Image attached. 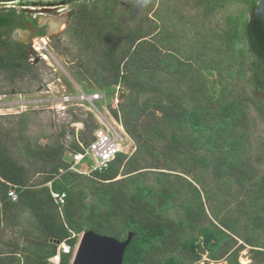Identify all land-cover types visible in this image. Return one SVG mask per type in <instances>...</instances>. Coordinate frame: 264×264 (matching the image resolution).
<instances>
[{
	"label": "rangeland",
	"instance_id": "1",
	"mask_svg": "<svg viewBox=\"0 0 264 264\" xmlns=\"http://www.w3.org/2000/svg\"><path fill=\"white\" fill-rule=\"evenodd\" d=\"M204 3L206 6L199 0H64L61 7L64 12L72 13L71 22L64 24L58 35L45 38L46 43L37 38L31 40L39 51L35 53L28 48V54L38 59V63L33 65L24 59L25 66L11 71L0 69V124L6 129L13 128L23 115L27 120L21 131L23 140L13 141V149L23 155L27 146H53L59 141L63 147L61 168H64L71 162L72 154L80 149V144L90 141L101 123L108 121L118 131L120 126L123 128L114 113L120 118V106L131 102L132 97L136 105L144 107L143 118L152 114L161 116L146 99L147 94L134 97L122 83L109 84L110 70L102 64V50L96 45V39L111 38L118 56L115 61L123 65L131 54L141 50L137 36L151 34L144 40L156 44L160 64L150 71L156 64L148 62L150 73L145 68L136 71L134 66L137 65H130L128 74L148 90L155 86L161 94L185 97L187 117L199 103L194 101L202 99L204 94L208 95L202 99L207 111H214L216 119L221 116L227 120L231 111L226 107L230 103L238 104L235 132L229 129L222 137L233 142L230 147L226 146L227 150L238 145L243 147L238 155L229 159L230 163L237 162L235 173L218 177L217 153L206 150L214 146L213 142L200 150L209 165L184 171L161 154L158 144L152 143L149 149L137 152L134 140L125 132L130 139L125 142V150L130 153L132 145L135 150L129 157L125 156L123 162L115 161V164L113 161L116 165L113 181L130 192L138 183L159 192L161 179L176 193L165 217L179 221L185 218L187 207L198 204L197 211L199 208L205 215L204 224L200 226L220 229L229 236L219 242L217 259L213 260L210 252L203 248L204 233L198 230L189 233L191 229H188L183 242L191 243L196 255L188 256L180 251L172 254L186 264H264V93L253 84L254 60L246 49L245 38L237 48L238 54L227 49V38L235 31L233 19L242 16L245 22L254 2L210 0V7ZM98 29L104 34L103 38H96ZM39 54L48 60H43ZM30 55L28 58L32 57ZM173 62L191 66L166 70ZM198 86L203 88L204 94L193 92ZM81 93L97 94L98 99L92 104L70 101V97ZM193 96L195 98H191ZM63 98L67 100H60ZM223 99H227L225 108L220 107ZM256 106L260 107V112ZM178 133L183 137H199L189 125L180 128ZM204 140L200 138L201 142ZM26 160L27 157L22 158V162ZM135 167L142 170L134 172ZM105 170L90 169L89 163L83 161L66 175L57 173L46 183L43 177H35L33 182L38 183L35 188L51 187L54 180L62 181L64 174L69 180L66 185L70 193L80 197L87 206L81 221L84 225L94 217L93 208L104 206L100 199L102 184L96 173ZM137 173L145 174L141 182L133 179ZM63 193L66 202L67 192ZM14 195L17 198L15 192ZM65 202L57 205L61 215ZM33 223V216L25 210L13 222L0 224V264H7L14 256L19 264H35L39 258L44 259L53 246L55 253L46 259L47 264H65L66 261L72 264L76 246L69 254L59 253L56 242L48 241L53 245L48 247L38 238ZM83 228L79 232L71 231L77 242L88 232L86 226Z\"/></svg>",
	"mask_w": 264,
	"mask_h": 264
},
{
	"label": "trees",
	"instance_id": "2",
	"mask_svg": "<svg viewBox=\"0 0 264 264\" xmlns=\"http://www.w3.org/2000/svg\"><path fill=\"white\" fill-rule=\"evenodd\" d=\"M199 1L204 5V2H207V7H210V0ZM254 8L255 5L245 22H243L242 16L233 19L235 31L227 38V49L229 52L238 54L237 48L245 38L246 49L254 60L252 63L253 84L258 91L264 93V24L254 17ZM97 34L96 38L104 37L99 29ZM150 35L140 36V38L137 36L136 41H139L141 50H138V54H131L123 65L115 61L118 56L115 43L111 38L96 39V45L102 50V64L110 70L109 84L122 83L134 97L141 93L147 94L146 99L151 102L154 110L162 113L159 117L151 113L152 117L143 118L142 115L146 114L144 107L136 105L137 101L132 97L131 102L120 106L121 117L119 118V114L116 113L114 116L120 119L125 132L134 140L137 152L143 148L149 149V145L152 143L158 144L161 154L168 156L171 163H176L184 171H189L199 166L207 167L209 165V160L200 155V150L208 143L213 142L214 146L208 147L206 150L217 153L216 175L220 177L235 173L237 162L230 163L229 159L238 155L243 146L238 145L227 150L226 146L230 147L233 142L223 138L222 135L229 129L235 132L238 104L230 103L226 107L231 111L227 120H223L221 116L216 119L214 111L208 112L209 109L203 102L208 95L204 94L201 86H198L193 89V92L199 94L203 92V100L197 98L194 101V103H199L195 104L196 107L187 117L185 97L173 93L161 94L155 86L148 90L133 75L128 74L131 71L130 65H137L134 66L136 71L144 68L149 71L148 62L155 63L156 66L150 70L153 71L160 64L156 55L159 51L156 44L144 40ZM182 65L180 62L179 64L173 62L166 66V70L172 71ZM186 65L183 66H191L190 63ZM158 96L163 99H159ZM191 98H195V96ZM226 102L227 99H223L220 107L225 108ZM259 108L256 106L258 112H260ZM19 118L20 120L10 129H6L0 124V204L2 212L0 224L13 222L21 215L22 211L27 210L33 216V224L39 239L45 244L48 241L59 243L65 241L71 250L77 244L76 238L71 237V231L79 232L84 229V226L87 231H94L99 235L113 237L120 241L125 240L128 234L132 233L133 238L124 252L123 264H186L182 259L172 254L180 251V253L193 256L195 253L192 244L187 241L183 242V238L188 229H191L189 233L198 230L204 233L203 248L210 252L213 260L217 259L216 251L219 242L229 236L220 229L209 230L200 226L204 224L205 215L199 212V208L197 211L198 204L193 208H186L184 219L174 221L165 217L164 214L169 209L171 200L176 196V193L173 188L165 186L161 179L159 180L161 185L159 192L141 183H138L134 191L130 192L113 181L115 179V164L124 161L125 156L123 155H118L115 164H111L103 173H96L102 184L100 199L104 206L93 208L91 211L94 217L90 219L89 224L82 225V217L87 206L80 200V197H75L67 188L66 184L69 183V180L64 176L67 174L68 166L61 168L62 143L60 144L58 141L53 146L37 144L32 147L27 146L24 148L23 155L20 154L11 145L15 140H23L21 131L24 130L27 120L23 115ZM188 125L191 127V131L198 134L199 137L192 135L183 137L178 133L180 128ZM200 138H205V140L201 142ZM234 142H236V138H234ZM23 157H27L26 162H22ZM61 170H64L65 174L62 176V181L54 180L51 187L35 188L36 184L38 185L37 182H33L35 177H43V181L46 183L52 179L53 175L60 174ZM140 170L142 169L138 167L133 168L134 172ZM143 176L145 174L137 173L133 179L141 182ZM12 191L17 195L15 201H11L9 196ZM51 191L67 192L62 215L57 212V204L51 197ZM47 245L48 247L53 246L49 243ZM55 245L57 246V244ZM54 247L45 254L44 259L39 258L35 264H47L46 259L55 253ZM9 260L7 264H19L15 256Z\"/></svg>",
	"mask_w": 264,
	"mask_h": 264
},
{
	"label": "flooded vegetation",
	"instance_id": "3",
	"mask_svg": "<svg viewBox=\"0 0 264 264\" xmlns=\"http://www.w3.org/2000/svg\"><path fill=\"white\" fill-rule=\"evenodd\" d=\"M3 1L18 4L0 7V69L11 71L25 66V61L37 64L38 59L28 54V48L37 52L31 44L32 38L43 43L45 38L58 35L64 24L71 22L72 13L62 9L64 0H0ZM29 55L32 57L28 58Z\"/></svg>",
	"mask_w": 264,
	"mask_h": 264
},
{
	"label": "built area",
	"instance_id": "4",
	"mask_svg": "<svg viewBox=\"0 0 264 264\" xmlns=\"http://www.w3.org/2000/svg\"><path fill=\"white\" fill-rule=\"evenodd\" d=\"M17 1L0 2V7L10 8L16 6ZM98 99L97 94H83L76 97H70V101L75 100L80 103L92 104L93 101ZM60 100L66 101L67 98ZM129 137L126 135L122 126L120 131L116 130L110 122L105 121L101 123V126L93 132L92 138L86 144H80V149L74 152L71 156V162L68 163L67 172L74 170L76 164L86 161L90 165V169L96 171H103L109 167L110 164L117 160L118 155L129 157L135 150L132 145L131 152L128 153L125 150V142L129 141ZM114 161V162H113ZM60 173H63L61 170ZM9 196L12 199H16L14 192H10ZM51 197L54 202L60 206L65 202V194L51 191ZM72 233V232H71ZM72 238L75 234L72 233ZM59 253L69 254L71 247L65 241L57 244Z\"/></svg>",
	"mask_w": 264,
	"mask_h": 264
},
{
	"label": "water",
	"instance_id": "5",
	"mask_svg": "<svg viewBox=\"0 0 264 264\" xmlns=\"http://www.w3.org/2000/svg\"><path fill=\"white\" fill-rule=\"evenodd\" d=\"M253 2L254 17L264 24V0ZM132 238V233H129L125 240L119 241L112 237L99 235L94 231L85 232L76 244L72 264H123L124 252ZM58 243L56 241V244Z\"/></svg>",
	"mask_w": 264,
	"mask_h": 264
},
{
	"label": "bare ground",
	"instance_id": "6",
	"mask_svg": "<svg viewBox=\"0 0 264 264\" xmlns=\"http://www.w3.org/2000/svg\"><path fill=\"white\" fill-rule=\"evenodd\" d=\"M56 29V28H55ZM37 51H39V48H35ZM43 59L46 61V60H48V58L45 56V55H43Z\"/></svg>",
	"mask_w": 264,
	"mask_h": 264
}]
</instances>
